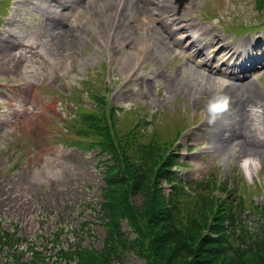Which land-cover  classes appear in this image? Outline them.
<instances>
[{"label":"rangeland","instance_id":"rangeland-1","mask_svg":"<svg viewBox=\"0 0 264 264\" xmlns=\"http://www.w3.org/2000/svg\"><path fill=\"white\" fill-rule=\"evenodd\" d=\"M3 1L0 217L3 230H15L18 238L9 251L17 248L23 261L31 244L47 256L55 253L74 241L71 231H81L82 218L91 223L83 246L102 247L105 230L93 209L102 202L104 159L96 151L74 148L68 124L75 116L73 105H92L88 98L96 88L120 109L118 116L128 111L130 120L140 113L149 120L154 116L159 129L166 126V117L182 120L181 178L195 182L213 173L241 196L247 194V204L263 205L264 64L247 74L263 100L258 106L253 103L260 99L250 97L249 89L230 94L232 81L226 79L231 73L241 76L232 67L246 52L264 59V13L257 14L256 0H152L147 12L137 0ZM172 16L185 21L194 38L202 34L201 57L197 48H188L191 39L180 43L185 34H175ZM214 36L221 42H211ZM227 42L234 48L232 56L219 50ZM83 82L87 89L80 88ZM217 93L229 97V106L225 116L221 113L210 124L206 108ZM235 131L245 133L248 144H239ZM245 160L254 163L249 173ZM132 201L139 205L141 197ZM56 229L63 232L52 245L48 234ZM123 231L132 238L125 224ZM52 260L49 264H64ZM125 264L145 261L130 252Z\"/></svg>","mask_w":264,"mask_h":264},{"label":"trees","instance_id":"trees-1","mask_svg":"<svg viewBox=\"0 0 264 264\" xmlns=\"http://www.w3.org/2000/svg\"><path fill=\"white\" fill-rule=\"evenodd\" d=\"M256 9L264 11V0H256ZM89 98L93 104L87 108L74 104L69 137L74 147L96 151L104 159L102 202L93 210L105 230L102 248L83 246V235L91 232L84 221L69 249L47 256L31 246L23 261L16 248L3 264H48L52 258L64 264H125L130 252L145 264H264V203L247 204L237 189L218 182L213 173L195 182L177 175L181 164L172 148L180 130L174 123L159 129V124L153 126L155 118L148 122L138 115L130 120L129 113L118 116L98 88ZM162 181L170 189L167 195ZM133 196L141 197L139 205ZM12 237L0 225V250ZM52 237L57 242L59 233Z\"/></svg>","mask_w":264,"mask_h":264},{"label":"bare ground","instance_id":"bare-ground-1","mask_svg":"<svg viewBox=\"0 0 264 264\" xmlns=\"http://www.w3.org/2000/svg\"><path fill=\"white\" fill-rule=\"evenodd\" d=\"M137 3L139 4V8L143 11V12H147L149 11V6H154V3H152V0H137ZM120 4V2H119ZM171 24L176 26V30H175V34H185V38H183L182 40H180V43L185 42L186 39H191L188 48H197L196 49V55L198 57H201L203 55V51H204V45L202 47L198 46V43L202 42V34L196 36L194 38L193 33L190 30V26L185 24V21H180L178 20L176 17L172 16L171 17ZM218 36H214L211 39V42H217L220 43L221 40L220 38H218ZM249 42H245L244 44L241 45V47L243 46H248ZM233 49L231 47V43L227 42L224 45H222L220 47V51L222 53H228L232 56L235 54V52H233ZM220 53V52H218ZM264 64V59H261L260 61H257L254 57L253 54L251 52H246L245 54H243L241 61L237 64L234 65V67L232 68H236L238 69L239 73L241 74V76L236 77L234 76L232 73L230 74L231 77H228L226 79H229L232 81V83L230 85L227 86V90L230 91V94H237V93H242L246 90H250V97H254V98H259L258 96V92H256L255 88H254V84L252 82H250L247 79V74L250 73V71H247V69L250 68H256L257 65H261ZM216 72H221L219 69H216ZM260 102H254V106H258V104L262 103L263 100L261 98ZM227 113V111L223 112V116H225ZM243 113L245 114L244 117L248 120L249 119V115L247 114V112L245 110H243ZM238 115L240 116V112L238 113ZM262 121V120H261ZM250 122H252V119H250ZM252 124V123H251ZM255 125H259V122L255 123ZM253 126V124H252ZM237 139L239 140L238 143L242 144L244 142L247 141V138L245 137V133H243L242 131H235ZM241 139V140H240ZM247 143V142H246ZM248 144V143H247ZM250 150L253 149L255 147V145L249 146ZM252 160H245L244 161V169L246 170V172H250L251 170L254 169V163H252Z\"/></svg>","mask_w":264,"mask_h":264},{"label":"clouds","instance_id":"clouds-1","mask_svg":"<svg viewBox=\"0 0 264 264\" xmlns=\"http://www.w3.org/2000/svg\"><path fill=\"white\" fill-rule=\"evenodd\" d=\"M229 106V97L226 95H220V94H215L212 96V98L209 100L207 104V117H208V122L214 123L218 116L225 112L228 109ZM253 112L259 111V109L253 108Z\"/></svg>","mask_w":264,"mask_h":264}]
</instances>
